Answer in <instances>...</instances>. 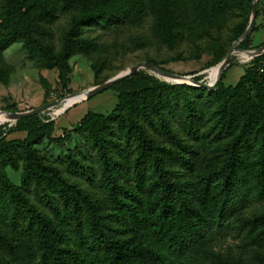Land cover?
Instances as JSON below:
<instances>
[{"label":"rangeland","instance_id":"obj_1","mask_svg":"<svg viewBox=\"0 0 264 264\" xmlns=\"http://www.w3.org/2000/svg\"><path fill=\"white\" fill-rule=\"evenodd\" d=\"M81 1L29 0L25 7L16 11L23 23L31 28L38 44L27 42L23 33H13L8 45L0 48V112L27 111L81 93L143 61L172 73L213 82L215 79L210 70L224 60L234 45L239 50L223 72V87L236 85L249 73L262 83L264 89V60L257 62L256 57L248 53L264 45V0H257L254 28L239 40H235L236 32L246 21L250 23L252 17L249 0H227V3H222L223 0H87L89 4L104 5L109 10L127 7L128 12L117 21L101 18L81 26L76 37L79 43L67 59L66 79H63L59 67L50 66L44 49L54 54L62 51L66 40L74 33L75 21L80 18ZM7 4L8 0H0V36L10 31L5 26ZM178 84L182 83L140 68L116 86L73 104L60 114L56 111L63 104L25 119L26 130L11 134L9 138L28 140L44 164L60 171L66 184L75 191L87 193L103 215H107L102 216V224L111 240L146 245L150 237L138 231L136 224L119 220V216L111 212L105 213L111 209L101 186L102 152L96 148L95 138L108 139L104 142L105 149L116 155L131 174L129 166L138 150L133 134L129 138L126 136L127 121L115 115L117 107L130 93ZM187 91L199 102L203 119L209 121L213 108L204 102L207 97ZM174 93L183 96L184 92L179 89ZM242 95L257 113L256 127L260 126L262 90L249 79ZM86 117L87 122L84 121ZM141 121L147 135L160 147L174 148L166 134L146 119ZM172 122L175 132L199 153L191 154L190 164L178 165L171 161L175 171L173 177L187 184L188 197L203 209L199 175L219 168L229 136L210 134L204 148V144L192 139L176 119ZM16 123L0 121V129L3 127L2 132L7 131ZM111 141L120 144L122 154L116 153L119 148ZM256 161L254 154H248L244 159L240 183L244 184V190L237 197L239 206L234 208L227 227L214 224L215 236L205 243L207 251L199 258V264H264L261 234L264 225L252 222L264 213V192L261 193L258 186ZM30 166L28 154L16 145L0 158V261L4 264H38L40 261L37 226L35 220L31 222L26 208L28 202L51 217L57 215L45 202V196L35 188V172L49 174L48 171L38 170L37 166L32 171ZM41 175L37 178L46 185L47 180ZM153 193L154 190L146 192V204L153 198ZM59 210L55 220L60 243L63 247L72 246L81 256H88L86 252L91 249L86 247L85 226L77 227L68 220L63 204H59ZM81 264L86 263L81 260Z\"/></svg>","mask_w":264,"mask_h":264},{"label":"trees","instance_id":"obj_2","mask_svg":"<svg viewBox=\"0 0 264 264\" xmlns=\"http://www.w3.org/2000/svg\"><path fill=\"white\" fill-rule=\"evenodd\" d=\"M28 1L8 0L5 26L10 31L0 36V48L8 45L13 33H23L27 42L38 44L31 28L16 15V11L25 7ZM253 1L249 0L252 12ZM126 8L109 10L104 5H92L87 0H82L80 18L75 21L74 33L66 40L62 51L54 54L44 49L50 66H58L61 78L66 79V62L79 43L76 37L81 26L92 24L101 18L117 21L127 15ZM248 25L246 21L236 32L235 40L243 36ZM263 60L264 53L256 57L257 62ZM247 74L236 85L223 87V73L214 90L178 84L172 87L164 85L160 88H146L128 94L117 107L115 115L127 121L126 136L129 138L133 134L138 150L137 156L129 166L131 174L116 155L105 149L104 142L109 140L103 136L95 138L96 148L102 152L101 186L105 189L111 209L105 213L111 212L112 215L119 216V220L136 224L138 231L141 230L150 237L146 245H129L127 242L111 240L102 224V216L107 215H103L98 204L87 193L75 191L66 184L58 169L44 164L39 153L31 149L28 140L9 138L13 133L25 131L23 121L32 116L18 120L16 125L10 126L7 131L2 132V127L0 158L10 147L16 145L28 154L32 171L37 166L38 170L44 168L49 173L35 172V188L45 196V202L57 215L51 217L33 203L28 202L26 205L31 222L35 220L37 226L40 253L38 264H81V260L86 264H199V258L207 251L205 243L215 236L214 224L227 227L234 208L239 206L237 197L244 190V184L240 185L241 168L248 154L257 156L256 176L260 191L264 192V101L261 125L256 127L257 113L242 95L249 79L262 90L263 95L264 89L260 81ZM179 89L184 92L183 96L174 93V90ZM187 90L195 92L198 97H207L204 102H207L209 108H213L209 121L203 119L199 102ZM143 118L166 134L174 148H162L154 138L148 136L141 121ZM174 119L192 139L204 144V148L206 137L210 134L229 136L224 159L219 168L199 175V197L203 209L188 197L189 191L185 189L187 184L173 177L175 171L171 167V161L178 165L190 164L191 154H199L193 149V145H187L175 132L172 126ZM88 120L87 117L84 118L85 122ZM111 142H114V147L119 148L116 153L122 154L120 144L117 141ZM196 157L195 155L194 158ZM79 165L83 167L82 164ZM38 175L45 177L46 185L41 178H37ZM149 190H154L153 198L146 204V192ZM59 204H63L66 212L64 216L75 226H85L88 244L86 247L91 249L86 252L88 256H81L72 246L63 247L60 243L55 220V217L59 216ZM252 222L264 225V213ZM261 234L264 238V231ZM94 243L98 245L94 247ZM0 264L4 263L0 261Z\"/></svg>","mask_w":264,"mask_h":264},{"label":"water","instance_id":"obj_3","mask_svg":"<svg viewBox=\"0 0 264 264\" xmlns=\"http://www.w3.org/2000/svg\"><path fill=\"white\" fill-rule=\"evenodd\" d=\"M256 14H257V0H254L253 1V12H252V17H251L250 23H249L246 31L244 32L243 36L240 39L246 37L254 28L255 21H256ZM238 50L239 49H237L235 45L231 48V50L229 51L226 58L219 64V73H218L214 82H206L204 79H196L192 75H181V74H177V73H172V72L167 71V70H165V69H163V68H161L155 64H152L151 62L143 61V62H140V63L134 65L130 69L121 72L117 76H115V77H113V78H111V79H109V80H107L101 84H98V85L93 86L87 90L82 91L86 95L84 100L89 99V98L95 96L96 94L113 87L114 85H116L117 83H119L123 79H125L126 77L135 74L137 71L140 70V68H146V69H148V70H150V71H152V72H154V73H156V74H158V75H160L166 79L173 80L177 83L189 84V85H193L196 87H204V88L209 89V90H214L217 88V84L220 81L224 70L230 65L231 60L233 58V55ZM248 53L253 57H257V56L264 53V45L257 48L256 50L249 51ZM188 82H190V83H188ZM79 93L70 94L68 96H74V95H77ZM65 98L66 97L60 98L56 101L49 102V103L44 104L38 108L27 110V111H8V112H6L10 118V120H8V121H18L22 118L42 114L45 111L60 105Z\"/></svg>","mask_w":264,"mask_h":264},{"label":"bare ground","instance_id":"obj_4","mask_svg":"<svg viewBox=\"0 0 264 264\" xmlns=\"http://www.w3.org/2000/svg\"><path fill=\"white\" fill-rule=\"evenodd\" d=\"M219 73V65L218 66H215L213 67L211 70H210V74H211V77L216 79L217 75ZM215 81V80H214ZM213 81V82H214ZM190 83V82H188ZM85 93L81 92L77 95H74V96H68L66 97L63 102L61 104H63L57 111H56V114H60L62 113L65 109H68L69 107H71L73 104H76L78 102H81L84 100L85 98ZM10 120L8 114L6 112H0V121H8Z\"/></svg>","mask_w":264,"mask_h":264},{"label":"crops","instance_id":"obj_5","mask_svg":"<svg viewBox=\"0 0 264 264\" xmlns=\"http://www.w3.org/2000/svg\"><path fill=\"white\" fill-rule=\"evenodd\" d=\"M14 134V133H13Z\"/></svg>","mask_w":264,"mask_h":264}]
</instances>
